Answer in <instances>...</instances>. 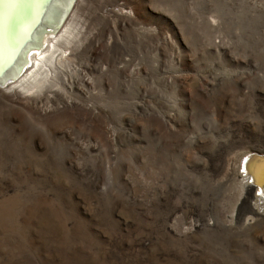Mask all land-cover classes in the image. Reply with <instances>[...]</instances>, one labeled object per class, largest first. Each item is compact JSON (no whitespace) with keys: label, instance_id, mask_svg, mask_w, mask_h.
Returning a JSON list of instances; mask_svg holds the SVG:
<instances>
[{"label":"rangeland","instance_id":"1","mask_svg":"<svg viewBox=\"0 0 264 264\" xmlns=\"http://www.w3.org/2000/svg\"><path fill=\"white\" fill-rule=\"evenodd\" d=\"M69 15L0 86V264H264V0Z\"/></svg>","mask_w":264,"mask_h":264},{"label":"bare ground","instance_id":"2","mask_svg":"<svg viewBox=\"0 0 264 264\" xmlns=\"http://www.w3.org/2000/svg\"><path fill=\"white\" fill-rule=\"evenodd\" d=\"M65 4L66 0H20L19 5L15 8L7 5L0 8V12L3 13V21L0 23L1 88L2 86H7V88L12 87L15 89L17 85L13 83L14 81H19L17 77L22 71L20 65L25 58V52L35 46L43 31L45 32V30L56 23ZM250 158L248 156L245 161L249 166L255 167V176L258 181L255 180L254 183L259 182L260 185H258L259 187H254L255 185L247 180L246 186L249 191L256 188L255 200L263 201L264 175L262 173H264V161L260 160L258 156ZM257 208H259L258 205ZM261 210L259 208V211Z\"/></svg>","mask_w":264,"mask_h":264},{"label":"flooded vegetation","instance_id":"3","mask_svg":"<svg viewBox=\"0 0 264 264\" xmlns=\"http://www.w3.org/2000/svg\"><path fill=\"white\" fill-rule=\"evenodd\" d=\"M76 3H77V0H66V4L63 8V11L61 15L59 16V18L57 19L56 23L53 26L49 27V29L45 30V32L43 31L39 37V40L35 44V46L31 47L25 52V55H24L25 58L23 59V62L20 65V69L22 71L19 70L21 71V74L19 73L20 75L17 77L19 81L24 79L23 77L21 79L22 74L25 73L27 70L28 71L30 70V67L28 65L29 60H32L33 57L35 58L37 54L41 53L42 52L41 50L43 49V47H45V44L47 45L48 41H50V39L54 37L56 33L61 30L60 27H62L64 23L66 22L65 20H67L70 17L69 14L74 11V7L76 6Z\"/></svg>","mask_w":264,"mask_h":264},{"label":"snow or ice","instance_id":"4","mask_svg":"<svg viewBox=\"0 0 264 264\" xmlns=\"http://www.w3.org/2000/svg\"><path fill=\"white\" fill-rule=\"evenodd\" d=\"M20 0H0V8L7 5L11 8H15L19 5ZM3 21V13L0 12V23ZM264 175V173H262Z\"/></svg>","mask_w":264,"mask_h":264}]
</instances>
